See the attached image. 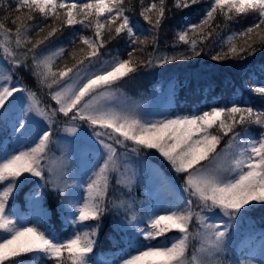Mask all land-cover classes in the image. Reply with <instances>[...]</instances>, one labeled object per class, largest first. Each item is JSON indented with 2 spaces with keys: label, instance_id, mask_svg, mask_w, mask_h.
<instances>
[{
  "label": "snow or ice",
  "instance_id": "snow-or-ice-1",
  "mask_svg": "<svg viewBox=\"0 0 264 264\" xmlns=\"http://www.w3.org/2000/svg\"><path fill=\"white\" fill-rule=\"evenodd\" d=\"M199 2L174 0V7L185 9ZM139 3V16L149 26L150 39L133 24L126 0H0L4 13L0 18V59L13 68L27 66L55 102V107L45 106L37 92L13 82V72L5 69L0 73V130L9 128V139L21 145L0 155V264H22L18 258L32 255L47 257L53 264H96L90 254L109 205L112 209L132 207L123 200L110 199L109 190L129 187L133 182L134 174L124 162L127 154L138 156L153 149L176 174L183 175L182 191L188 199L183 207L151 209L139 223L135 214L126 222L115 221L119 252L115 260L105 264H252L221 257L231 222L256 204H264V131L256 136L235 131L244 125L264 129V111L233 102L201 113L148 119L136 106L121 100L118 85L143 67L191 60L217 43L219 51L211 55L213 61L255 55L257 45L264 48V0H211L197 23H188L175 33L173 47L183 46V51L171 56L151 52L147 59L137 53L143 54L149 44L155 49L170 9L166 0ZM249 13L255 16L248 27L226 37L217 32V16L233 21ZM37 16L44 21L42 25L35 23ZM77 24L91 30L92 36L74 38L69 52L74 62L60 66L58 62L69 50H49L47 45L65 26ZM33 33L37 38L33 39ZM122 36L131 46L127 58L115 56L101 62V50ZM77 40L81 47H76ZM250 91L264 96V83L250 86ZM19 94L23 96L17 103ZM60 115L66 118L63 131L75 138L66 142L73 151L88 159L94 158L93 152L98 153L82 193H68L61 202V210L67 211L65 218L70 216V223L77 226L64 239L40 221L24 223L15 205L10 204L30 177L44 180L57 192L65 191L62 166H52L49 156L53 125ZM81 124L87 125L90 135H79ZM225 137L228 140L220 148ZM120 148L125 152H119ZM28 198L39 205L34 191ZM205 212L219 215L221 221Z\"/></svg>",
  "mask_w": 264,
  "mask_h": 264
},
{
  "label": "trees",
  "instance_id": "trees-1",
  "mask_svg": "<svg viewBox=\"0 0 264 264\" xmlns=\"http://www.w3.org/2000/svg\"><path fill=\"white\" fill-rule=\"evenodd\" d=\"M6 3H11L12 0H5ZM149 0H144L147 4ZM158 2V0H157ZM167 7L170 9L166 12L165 19L158 33V45L153 48L149 44L145 48L143 54L137 53V56L142 59H147V54L155 52L156 55H169L183 51V46L173 47L174 35L182 27L185 26L186 21L193 15L203 12L209 6L211 0H200L196 5L177 9L174 7V0H166ZM126 6L130 7L128 15L131 17L133 24L137 29L143 32L144 35L151 38V33L146 29L149 26L139 16L140 3L139 0H131L130 5L126 0ZM3 10L0 9V18L3 17ZM255 14L249 13L246 16L237 17L233 21H224L222 17L217 16L215 23L220 25L217 32L226 37L232 32L248 27L254 23ZM35 23L43 24L44 21L37 16ZM51 24V20L48 21ZM12 27V25H8ZM46 29L45 31H47ZM139 34V33H138ZM43 35V34H41ZM79 35L92 36L91 30L84 28L77 24L71 27L65 26L62 32H58L55 37L49 41L47 47L49 50L64 47L68 49L65 52L64 59L58 63L63 66L67 63L69 66L74 62L69 57V52L73 45L70 43ZM107 36V33L105 34ZM37 38L33 33V39ZM79 41L76 42V47H81ZM139 47V45L137 46ZM131 46L128 38L122 36L113 40L104 49L100 60L109 56H121L127 58V51ZM256 51L255 55L248 56L247 59H226L222 61H213L211 55L219 51V43L205 48V52L191 60L177 61L166 64L163 67H143L139 72L132 76L125 78L118 85V91L121 94V100L131 106L139 105L143 107V116L148 119L161 118L162 116H174L195 114L203 109L208 110L212 106H220L221 104H229L230 101L237 100L242 105H251L252 107L264 111V96L250 91L251 79L253 76L264 80V48ZM14 77H16L26 88L37 92L45 106L51 105L55 107V102L51 101L47 95L48 89L40 86L37 79L32 75V72L27 66L21 68H14ZM66 118L62 115L57 117L56 124L53 125L54 136L60 125L66 127ZM82 131L79 135L87 136L91 134V130L87 125H80ZM6 129L3 128L4 131ZM235 131L242 133H249L258 135L264 129L257 125L238 126ZM228 140L225 137L221 142L224 145ZM223 147V146H222ZM119 152L124 153L125 149H118ZM51 152V149H50ZM126 160H132L128 169L133 173V182L129 187H115L110 188L109 198H115L117 202L123 200L131 203L132 207L128 209L119 208L112 209L109 205L110 211L100 221L101 227L97 236V243L94 252L90 254L93 261L97 264H105V262L113 261L117 258L119 247L118 242L120 234L115 228V221H127L132 214L138 217L136 221L139 223V218L144 217L149 210L153 209L150 206L153 204V197L155 194L162 196V205L168 207L169 205H180L183 207V199H178L177 195L170 192L169 187L164 190L157 187L156 184H150L146 181L142 184L144 173L137 172L135 164L143 161L153 162L158 165L165 173L170 174L173 182L179 186L183 184V175L176 174L159 155L156 150H144L140 155L127 154ZM95 160L93 162V165ZM92 165V166H93ZM73 163L70 165H63V179L67 180V187L64 192H57L53 190L52 185L45 184L44 180L37 177H30L25 183L21 185L20 190L15 194L10 204H14L18 210V214L27 220V222L35 223L40 221L47 225L56 236L66 235L71 227V223L66 219L67 211L61 210V202L64 197L71 193V182L75 181V177L69 180L68 174L72 169ZM47 178V171H45ZM130 188V191H129ZM179 189V188H178ZM75 188L72 192H75ZM35 192L39 198V205L30 202L28 198L29 192ZM188 198V196L186 195ZM36 210L37 214H35ZM194 210L199 211L198 208ZM42 217V219H41ZM227 221V218H225ZM228 222V221H227ZM90 224L95 222H89ZM194 227H198L195 225ZM229 235L227 237V247L224 255L221 257L226 261H247L250 255L255 256L264 264V204H256L249 212L238 220H234L228 229ZM198 245V242L193 241ZM122 246V245H121ZM22 264H53V261L42 255H32L28 257L18 258ZM252 264H258L252 262Z\"/></svg>",
  "mask_w": 264,
  "mask_h": 264
},
{
  "label": "rangeland",
  "instance_id": "rangeland-1",
  "mask_svg": "<svg viewBox=\"0 0 264 264\" xmlns=\"http://www.w3.org/2000/svg\"><path fill=\"white\" fill-rule=\"evenodd\" d=\"M112 58H113V56H112V57H109V58L106 59L105 61H109V60H111ZM21 96H23V95H21ZM21 96H20V97H21ZM20 97H19V98H20ZM17 103H19V102L17 101ZM25 103H26V101H25ZM63 129H64V128H62L61 130L63 131ZM57 139H58V140H57V141L55 140L54 143L58 145V144L60 143V138H57ZM17 147H20V145L17 146ZM220 148H221V146H220ZM10 150H11V149H7V150H6V153H7L8 151H10ZM66 153H67V151L64 152V154H65V158H67V154H66ZM4 154H5V153H4ZM49 156H50V158H51V163H53L54 165H60V160H62L60 157H56V158H55V157H53V156L50 155V154H49ZM210 217H212V216L210 215ZM215 221L220 222V221H221V218H220V217H215ZM177 235H178V233H177Z\"/></svg>",
  "mask_w": 264,
  "mask_h": 264
}]
</instances>
